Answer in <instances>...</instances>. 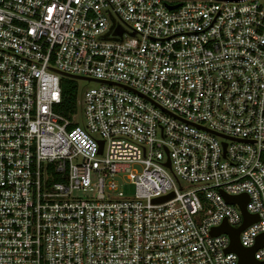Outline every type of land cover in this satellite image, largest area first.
Masks as SVG:
<instances>
[{"label":"built area","instance_id":"1","mask_svg":"<svg viewBox=\"0 0 264 264\" xmlns=\"http://www.w3.org/2000/svg\"><path fill=\"white\" fill-rule=\"evenodd\" d=\"M242 193L263 261L258 0H0V264H237Z\"/></svg>","mask_w":264,"mask_h":264},{"label":"water","instance_id":"2","mask_svg":"<svg viewBox=\"0 0 264 264\" xmlns=\"http://www.w3.org/2000/svg\"><path fill=\"white\" fill-rule=\"evenodd\" d=\"M176 6L177 5L167 6V8L173 9ZM121 33H122V28H119V27L113 31L114 35L120 36ZM86 80H91V79L87 78ZM170 196H171V194H169L167 196L155 198L154 201H156V202L163 201V200L169 198ZM224 197H225V200L229 204L237 203L239 205V208H240L241 213H242V218H243L242 223L238 227H231L225 221H223L222 224L212 228L211 234L217 235L220 233H224V234H227L229 236L230 243H229L227 250L235 252L237 254V256H238L237 264H264V260L259 261V260L255 259L254 255H253L255 249L261 245L262 235H259L257 237L256 243L251 247H244L239 242V232L243 228H245L246 226H248L249 224H251L252 222L257 220V216L255 214H249L245 209V203L247 201V195L242 193V194H238V195H224Z\"/></svg>","mask_w":264,"mask_h":264},{"label":"trees","instance_id":"3","mask_svg":"<svg viewBox=\"0 0 264 264\" xmlns=\"http://www.w3.org/2000/svg\"><path fill=\"white\" fill-rule=\"evenodd\" d=\"M77 84L74 79L61 78V100L56 111L61 115L68 116L76 111Z\"/></svg>","mask_w":264,"mask_h":264},{"label":"rangeland","instance_id":"4","mask_svg":"<svg viewBox=\"0 0 264 264\" xmlns=\"http://www.w3.org/2000/svg\"><path fill=\"white\" fill-rule=\"evenodd\" d=\"M258 2L264 5V0H258ZM67 78H70V77H67ZM74 81L77 84V92H76L77 97L79 96L80 92L84 88H88V87L90 88V87L96 86V83L92 81H85L82 79H75V78H74ZM74 118L79 124L83 123V116L81 113L80 106H78V111L76 112ZM115 179L117 180V183L119 184V189L123 192L124 195H126L127 197L133 195V185L129 181L125 179L120 180V175H118ZM90 195H92V193H90L89 196Z\"/></svg>","mask_w":264,"mask_h":264}]
</instances>
